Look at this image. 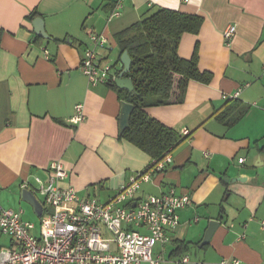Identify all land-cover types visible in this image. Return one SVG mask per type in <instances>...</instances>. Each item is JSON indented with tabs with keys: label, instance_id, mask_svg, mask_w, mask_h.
<instances>
[{
	"label": "crops",
	"instance_id": "crops-1",
	"mask_svg": "<svg viewBox=\"0 0 264 264\" xmlns=\"http://www.w3.org/2000/svg\"><path fill=\"white\" fill-rule=\"evenodd\" d=\"M115 2L0 0V205L21 210L34 224L37 215L22 200L21 185L35 186V177L46 181L55 161L69 174L61 186L100 202L148 166L151 156L119 131L122 100L114 80L89 86L79 65L91 34L107 40L97 57L109 65L115 35L165 8L201 18L198 33L184 34L177 53L185 60L197 56L198 69L211 79L190 81L181 103L145 109L180 141L170 166L140 184L136 197L174 187L191 198L177 212L165 258L194 252L187 264H264V0H122L120 15L110 19ZM36 19L48 39L35 33ZM228 25L236 26L230 46L222 37ZM76 105H83L85 119L74 125ZM213 220L219 226L201 245ZM13 246L0 233V251Z\"/></svg>",
	"mask_w": 264,
	"mask_h": 264
},
{
	"label": "built area",
	"instance_id": "built-area-1",
	"mask_svg": "<svg viewBox=\"0 0 264 264\" xmlns=\"http://www.w3.org/2000/svg\"><path fill=\"white\" fill-rule=\"evenodd\" d=\"M121 2L116 0L110 19L120 15ZM235 30V25H228L222 32L226 46H230ZM106 43L103 36L91 34L83 52L79 71L89 86L114 80L115 76L110 75L112 66H101L97 57V49ZM238 95L239 90L231 98L236 99ZM74 110L69 122L76 125L85 119L83 105H76ZM182 134L187 135L188 131L184 129ZM170 153L171 150L161 158L152 159L144 170L134 174L105 202L83 198L72 186H61L69 174L61 162L50 163L46 181L35 177V186L28 187L27 182L21 185V189L40 196L46 207L38 232L33 223L23 220L21 210L12 211L0 205V233L14 242L10 249L0 251V264L189 263L188 255L169 259L163 252L170 242L169 232L178 224L177 212L191 204L190 196L170 187L159 196L136 197L140 184L149 182L152 176L170 166ZM238 162L242 163L243 158ZM104 233L110 236L106 237ZM156 246H160L159 252H155ZM215 264L241 262L225 259Z\"/></svg>",
	"mask_w": 264,
	"mask_h": 264
},
{
	"label": "trees",
	"instance_id": "trees-1",
	"mask_svg": "<svg viewBox=\"0 0 264 264\" xmlns=\"http://www.w3.org/2000/svg\"><path fill=\"white\" fill-rule=\"evenodd\" d=\"M34 15L32 13L29 19ZM201 22L195 15L158 8L115 35L118 62L123 52L130 57V69L125 77L132 81L135 93L132 95L113 86L119 100L134 106L129 124L121 135L146 151L151 159L172 151L180 137L148 117L145 109L181 103L190 81L210 82V74L198 69L197 56L185 60L177 53L181 37L197 34Z\"/></svg>",
	"mask_w": 264,
	"mask_h": 264
},
{
	"label": "water",
	"instance_id": "water-1",
	"mask_svg": "<svg viewBox=\"0 0 264 264\" xmlns=\"http://www.w3.org/2000/svg\"><path fill=\"white\" fill-rule=\"evenodd\" d=\"M34 29H35V33L38 36L48 39V36L46 35L43 29V23L40 19H36V21L34 22ZM130 65H131L130 57L128 56L127 52H123L122 55L120 56V61H119V73L117 74L113 83L118 89L126 90L127 92L133 95L135 93H134V87L132 81L129 78L125 77V74L130 69ZM133 109L134 106L132 104L127 103L125 101L121 102V111H120V116L118 118L120 132L124 131V129L128 126L129 119ZM21 198L22 200L29 203L33 207L34 213L37 215V217H41L43 212L42 205L39 203V201L32 193H30L28 190H22ZM218 226H219V222L216 220L209 222L203 240L201 242V245H205L210 241L214 231L218 228Z\"/></svg>",
	"mask_w": 264,
	"mask_h": 264
},
{
	"label": "rangeland",
	"instance_id": "rangeland-1",
	"mask_svg": "<svg viewBox=\"0 0 264 264\" xmlns=\"http://www.w3.org/2000/svg\"><path fill=\"white\" fill-rule=\"evenodd\" d=\"M118 53H119L118 47L117 46H114L113 47V50L108 55V58H107L106 63L109 64L110 66H112V69L110 71V75H113L115 73V71H116L115 63H116V59H117ZM48 211L47 212H44L43 216H46L47 213H48ZM32 219H33L32 222H34L35 229H36L35 232H38L39 225H40V222H39L40 217L33 216ZM104 235L106 237H109L110 236L108 233H104ZM193 253L194 252H192V253H190V255H188L189 258H193L194 257Z\"/></svg>",
	"mask_w": 264,
	"mask_h": 264
}]
</instances>
